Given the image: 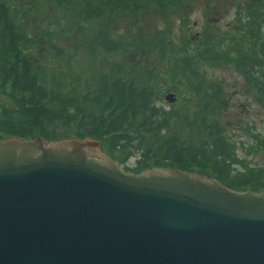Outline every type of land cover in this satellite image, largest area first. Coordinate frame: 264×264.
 <instances>
[{
	"label": "trees",
	"instance_id": "trees-1",
	"mask_svg": "<svg viewBox=\"0 0 264 264\" xmlns=\"http://www.w3.org/2000/svg\"><path fill=\"white\" fill-rule=\"evenodd\" d=\"M192 7V0H0V137L40 134L50 142L91 135L115 158L140 153L132 173L166 166L264 192V163L248 164L238 150L264 148V131L250 121L238 129L252 142L239 146L230 138L218 118L216 79L207 73L220 60L234 64L264 110V0L236 5L229 38L218 27L192 32L186 24ZM155 11L176 16L181 28L135 39L116 27L118 19ZM33 15L49 28L30 27ZM148 47L162 59L169 55L173 76L180 74L198 97L189 140L174 131L179 117L166 95L172 88L162 90L167 75L128 57Z\"/></svg>",
	"mask_w": 264,
	"mask_h": 264
},
{
	"label": "water",
	"instance_id": "water-1",
	"mask_svg": "<svg viewBox=\"0 0 264 264\" xmlns=\"http://www.w3.org/2000/svg\"><path fill=\"white\" fill-rule=\"evenodd\" d=\"M101 141L0 137V264H264V192L128 173Z\"/></svg>",
	"mask_w": 264,
	"mask_h": 264
},
{
	"label": "rangeland",
	"instance_id": "rangeland-1",
	"mask_svg": "<svg viewBox=\"0 0 264 264\" xmlns=\"http://www.w3.org/2000/svg\"><path fill=\"white\" fill-rule=\"evenodd\" d=\"M247 2L248 0H192L193 7L191 10H187L186 24L190 25L189 29L192 32L201 31L204 25L205 32L215 31L216 27H218L221 37L229 38L232 34V25L236 21L234 20V15L236 17V5ZM27 23L39 33L49 28L46 19L43 17H35L33 15L28 19ZM181 24V21L176 16L162 11H155L146 15L140 14L134 17L118 19L116 27L121 32H126L130 38L137 39L143 35L151 37L157 30L162 28L176 32L178 28H181ZM65 41L67 42V40ZM146 50L134 51L128 57L141 60L149 64L152 69H161L167 75L168 83L162 90L171 87L172 89L166 92V95L169 93L175 94L173 96L175 97L173 107L177 111L179 118L174 131L179 134L182 140H189L190 121L195 114L198 97L192 96V91L187 87L180 74L177 78L173 76L171 66L174 64L169 55L167 58L162 59L154 47H148ZM207 67V73L210 74V77L215 78V82H217L215 94L219 102L217 108L221 114L218 118L221 120L225 131L231 139L239 143V146L242 141L247 144L252 142V138L246 133L239 131L238 127L241 124L254 121L258 130L264 131V110L256 103L254 90L246 82L244 74L238 71L234 64L220 60L217 64H209ZM261 67L264 69V66ZM175 87H180L179 91L181 92H178V90L174 91ZM166 95L163 97V104L170 106V102L165 98ZM102 150L109 154L106 145H102ZM238 150L241 155L247 157L248 164L261 165L264 163V148H255L249 153H244V149L240 147ZM139 155L140 153L124 160L110 156L119 163L120 168L129 172L127 171L128 167L135 165Z\"/></svg>",
	"mask_w": 264,
	"mask_h": 264
},
{
	"label": "clouds",
	"instance_id": "clouds-1",
	"mask_svg": "<svg viewBox=\"0 0 264 264\" xmlns=\"http://www.w3.org/2000/svg\"><path fill=\"white\" fill-rule=\"evenodd\" d=\"M156 106L159 107V103L158 102H157Z\"/></svg>",
	"mask_w": 264,
	"mask_h": 264
}]
</instances>
